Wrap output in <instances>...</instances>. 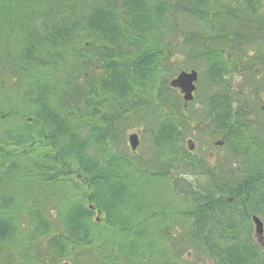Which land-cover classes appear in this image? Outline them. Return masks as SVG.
Here are the masks:
<instances>
[{"label": "rangeland", "instance_id": "1", "mask_svg": "<svg viewBox=\"0 0 264 264\" xmlns=\"http://www.w3.org/2000/svg\"><path fill=\"white\" fill-rule=\"evenodd\" d=\"M169 1L172 12L165 15L162 21V31L155 35L154 45L161 53L162 60L157 65L151 95L140 94L134 98L131 93L128 104H123L124 109L118 108L116 104L110 107L105 105L104 109L102 108L111 120L110 126L113 127L108 131L111 136L110 150L123 156L130 163L128 175L134 179V184L129 185L130 193L140 195L138 198L143 199L142 203L147 202L145 204L149 205L148 212L140 217L134 213L135 218L133 219L132 212L129 213L126 210L128 214L122 215L118 211L117 215L131 216L130 219L134 222L131 227L119 231V228L106 222V216L99 208L101 214L97 215L95 211L97 207L89 202L88 198L92 192L89 177L82 178L75 169H68V175L58 178L62 183L60 186L68 190L73 197L81 200L85 207H94L91 219L102 235L100 241H94L90 245L71 246L68 253L58 257L52 254L53 251L48 247L47 241L52 235H60L63 232L59 215L62 201L58 198L59 195L51 197L49 195L50 184L36 178L23 182L0 181V191L36 195L38 202L40 201L39 204L44 206L41 205L42 210L51 211L50 234L47 237L36 239L34 245H31L33 243L31 239L27 240V243L31 245L29 246L31 257L38 261L37 264H264V245L260 244L256 238L253 221L240 223L235 220L228 221L225 223H233L234 228L229 229L225 224L218 225L219 233L213 234L217 224L209 219L201 221L195 217V211L201 199L211 198L210 190L204 189L208 177H201L199 173L211 168L212 161L215 162L216 157L211 158V152L217 151L215 142L219 140L222 132L216 131L207 119L206 113L210 98L220 93L222 96L225 94L228 100L230 89L233 86L237 87V82H235L237 78L233 80L227 72L229 63L226 46H220V43H216L213 39L215 29L212 28L215 24L212 8H209L206 14L199 16L201 13L198 15L194 12L197 7L193 8L192 0ZM5 2H7V7L4 4L0 5V133L6 129L13 130L19 121L31 123L30 118L25 114L30 107L24 98V92L29 89L24 87L28 82L27 79L34 78L32 75L36 73L28 74L20 68V56L23 52L25 53L27 47L31 46V43L27 46L22 39H25L28 34L26 29L28 32L37 30V24L44 20L41 17L42 13L45 9H49V5H46L47 0L46 2L44 0H6ZM209 3L211 4L210 0ZM174 6H177V10ZM78 7L87 14L84 6ZM89 11L91 12V8ZM62 18V22L67 23L75 20V18L70 20L68 12ZM231 21L228 24L223 18L220 24L226 26L232 24L238 29L245 24L240 19L233 20V23ZM40 29L39 23V33ZM43 32L41 29V34ZM91 39L88 30L86 27L83 28V25L72 32L69 51L64 52L60 49V57L64 59V65L60 66L61 73L57 74L58 77L63 79V72L66 69L74 79L80 80L84 78L83 76H89L92 69L97 74L103 72V64L101 62L98 64L92 57H87L86 66L78 62L76 64L80 66H72L75 57L91 54L88 46L91 44ZM250 47L253 48L254 45ZM54 51L58 52V49ZM215 52H220L221 58L226 63L225 75L222 74L216 83L209 77L210 58ZM70 56L75 57L70 58L67 64L65 59ZM128 62L129 60L124 64L128 65ZM35 68L39 69L38 66H33V69ZM191 70L196 71L198 77L195 82L193 100L184 107L179 90L170 87L169 83L181 71ZM50 79L51 77L47 79V82L52 83ZM59 87L64 88V86ZM241 87L246 86L241 85ZM34 97L35 94L31 96V98ZM75 106V111L76 108H80L81 112L86 110L83 103ZM153 111L166 116V120L172 122L177 130L175 142L170 146L167 145L168 148L163 152H159L153 140L157 129L156 120L152 115ZM87 125L82 131L83 135L87 134ZM258 128L260 126L256 127L254 136L263 139L264 129L259 131ZM102 130L104 131L103 127ZM131 134L138 136L139 143L135 150H132L129 145ZM251 135L250 133L244 134L246 139L242 140L246 142V145L252 142ZM44 144L36 143L34 151L27 153L26 156L32 153L33 155L38 154L44 150L49 152V147ZM0 148L4 149L0 151V162L7 163L4 160L6 157L10 154L19 157L28 147H18L9 143L0 144ZM99 149L101 151L103 147L100 146ZM95 150L91 147L88 152L95 154ZM97 154L102 156L101 153ZM232 162L235 168L243 170L242 157L232 156L230 163ZM121 171L127 170L124 168ZM147 179H152V181L144 184ZM134 200L130 202L134 204ZM72 201L74 202L70 200L67 204ZM97 217L100 219L99 222L95 221ZM257 217L263 222L264 236V216ZM142 225L147 226L151 232L153 231V236L144 238L148 250L142 252L146 255H142L140 260L135 261L118 256L117 244L120 242V237L124 241L125 239L131 240L130 233ZM238 231L241 233L236 234L235 232ZM25 236L26 232L22 237L23 240L26 239ZM196 236H210L214 246L207 247L204 243L198 246L192 240ZM140 242L142 244V241ZM12 249L5 253L3 264H24L23 247L17 246ZM140 249L144 250L145 247L142 245Z\"/></svg>", "mask_w": 264, "mask_h": 264}, {"label": "trees", "instance_id": "2", "mask_svg": "<svg viewBox=\"0 0 264 264\" xmlns=\"http://www.w3.org/2000/svg\"><path fill=\"white\" fill-rule=\"evenodd\" d=\"M5 1L0 0V5L6 6ZM46 5L49 9H45L41 15L44 20L39 22L44 32L41 34V29L38 32V23L35 25L37 30L28 32L26 29L28 34L25 33L27 36L22 39L27 46L30 43L31 46L20 56V68L28 74L36 73L32 75L34 78L27 79L24 87L29 89L24 92V98L30 107L25 114L32 124L19 121L13 130L6 129L0 133V144L11 143L28 148L19 157L10 154L4 159L7 163L0 162V181L23 182L36 178L50 184L51 197L59 195L63 232L52 235L47 241L52 254L59 257L68 253L71 246L100 241L102 235L91 219L92 212L60 186L62 183L58 178L68 175V169H75L82 178L89 177L92 192L88 200L104 212L109 225L119 228V231L134 225L131 216L117 215L118 211L122 215L128 214L121 210L129 211L133 207L130 201L137 195L130 193L129 185L134 184V179L128 175L130 163L110 150L111 136L108 131L113 127L102 108L116 104L124 109L131 93L134 98L140 94L151 95L157 65L162 60L154 45L155 35L162 31L163 18L172 12V7L169 0H47ZM192 5L198 9H194L196 14L201 13L199 16L206 14L212 6L209 0H192ZM78 6H84L87 14ZM174 8L177 10V6ZM66 12L70 20L75 18L72 23L62 22ZM82 25L92 38L88 45L91 54L66 57L65 61L68 64L70 58L75 57L73 67L79 64L86 66L87 57H92L98 64H103V72L97 74L92 69L89 76L80 80L74 79L66 69L62 79L57 76L61 73L60 66L64 65L60 49L69 51L72 32ZM128 60V65L124 64ZM33 66L39 69H33ZM49 77L52 83L47 82ZM33 94L35 97L31 98ZM226 97L225 94H216L210 102L225 104L228 103ZM78 103L84 104L85 112H81L80 108L75 111ZM230 113L229 108L220 107L217 110L220 125H227L225 121L231 119ZM158 114L152 112L157 124L153 140L159 152H163L167 145L175 142L177 130L172 122L166 120V116ZM86 125L87 134L83 135ZM36 143H45L49 152L44 150L26 156L34 151ZM100 146L103 147L101 151ZM91 147L96 149L95 154H89ZM0 151L4 149L0 148ZM124 168L127 171H121ZM151 181L147 179L144 184ZM70 200L74 202L67 204ZM39 202L36 195L0 191V264H3L5 253L17 246L24 249V264H37L38 261L31 257L29 246L51 232V211L42 210L43 205ZM225 225L229 229L234 228L233 223ZM24 232L25 240L22 238ZM28 239L33 242L31 245L27 243ZM192 240L198 246L201 243L207 247L214 246L210 236H196ZM123 241L120 237L118 256L135 261L146 255L143 252L148 250V245L144 238L132 237ZM142 245L144 250L140 249Z\"/></svg>", "mask_w": 264, "mask_h": 264}, {"label": "flooded vegetation", "instance_id": "3", "mask_svg": "<svg viewBox=\"0 0 264 264\" xmlns=\"http://www.w3.org/2000/svg\"><path fill=\"white\" fill-rule=\"evenodd\" d=\"M210 1L215 24L212 28L215 29L213 39L220 46H226L229 63L227 72L233 80L237 78V87L230 89L228 103L210 102L206 113L213 128L222 132L215 142L217 151L211 152V158L216 157L215 162L212 161L211 168L199 173L201 177H208L204 189L210 190L211 198L201 199L195 217L201 221H213L217 224L213 234H218V225L223 226L225 222L235 220L240 223L264 216V138L254 136L256 127L260 126L259 131L264 129V0ZM223 18L228 24L235 19H240L245 24L241 29L232 24L226 26L220 24ZM251 45L254 47L251 48ZM210 61L209 77L216 83L222 74L225 75L226 63L220 52L211 54ZM187 103L189 102L184 101L183 106ZM220 107L231 110V120L225 121V126L220 125L217 117ZM215 130L213 131L216 132ZM246 133L252 134V142L248 145L242 140L246 139ZM232 156L242 157L243 170L235 168L233 162L230 163ZM138 196L132 210H127L132 212L133 219L134 213L140 217L149 210V205L145 204L147 202L142 203L143 199ZM88 208L89 211H94V207ZM95 211L97 215L101 214L98 208ZM95 221L99 222L100 219L97 217ZM130 234L131 237L145 238L153 236V231L142 225Z\"/></svg>", "mask_w": 264, "mask_h": 264}, {"label": "water", "instance_id": "4", "mask_svg": "<svg viewBox=\"0 0 264 264\" xmlns=\"http://www.w3.org/2000/svg\"><path fill=\"white\" fill-rule=\"evenodd\" d=\"M197 80V73L194 70L190 72L181 71L174 79L170 81V86L178 88L183 95L184 101H190L193 99V92L195 90V81ZM138 136L137 134H131L129 136V145L132 150H135L138 145ZM254 221V232L258 242L264 245V236H263V224L258 218H253Z\"/></svg>", "mask_w": 264, "mask_h": 264}]
</instances>
